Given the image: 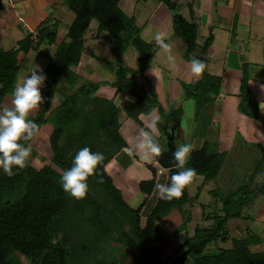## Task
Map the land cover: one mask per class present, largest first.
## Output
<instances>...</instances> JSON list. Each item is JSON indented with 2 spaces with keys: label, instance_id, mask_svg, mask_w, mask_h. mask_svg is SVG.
Returning <instances> with one entry per match:
<instances>
[{
  "label": "trees",
  "instance_id": "trees-1",
  "mask_svg": "<svg viewBox=\"0 0 264 264\" xmlns=\"http://www.w3.org/2000/svg\"><path fill=\"white\" fill-rule=\"evenodd\" d=\"M159 1H164L170 10L176 9L170 0ZM119 3L120 0H64L74 18L43 71L46 74V99L39 112L29 117L37 128L25 142L31 143L44 125L51 124L48 141L52 157L50 163L38 169L31 164L35 155L32 150L26 166L16 174L7 176L0 171V264H22V259L29 264H124L121 254L125 253L132 254L137 264H264V252L251 250L252 246L262 242L261 237L249 231L233 239L231 247L220 246L214 252L209 251L213 244H226L230 240L226 225L230 219L241 217L240 212H236L241 207L239 198L242 197L238 191L245 185L230 189L226 194L219 188L211 190L213 198L219 199L222 205L220 213H204L202 217L213 222L196 227L193 236L184 241L177 240V249L163 258L161 245L168 237L181 235L191 221V213L186 209L191 203L188 185L179 198L164 200L157 196L144 213L151 205L157 184L156 168L147 164L152 177L138 182V191L144 198L137 207L126 201L124 191L106 168V158L117 149L129 151L138 158L121 131V112L138 122L140 115H150L155 110L157 102L154 92L135 90L134 71L127 77V69L120 67L112 82H94L76 71L92 21H96L97 26L90 33L91 38L105 39L111 44V52L118 56L135 48L140 73L150 66L156 44L140 36L135 20L123 12ZM189 8L190 19L177 13L172 17L173 36L182 40L188 60L193 55L205 56L212 42L208 38L203 46L198 44L199 26L192 5ZM57 27L53 17L52 21L48 17L38 26L35 42L32 33L27 32L16 47L5 50L0 46V105L17 83L22 62L19 54L26 55L31 50L54 45L59 35ZM199 58L205 64L202 79L196 82V89L187 97L196 102L197 110L217 99L222 84V80L212 79L207 74V57ZM61 82L68 85L69 95L58 89ZM107 83L114 86L115 93L125 91L135 100H125L120 106L113 97L103 96L99 90ZM59 92L63 97L53 107ZM181 114L183 110L172 116L179 119ZM253 115L259 117L257 108ZM84 146L102 152L104 160L88 177L86 196L75 199L62 190L59 178L63 170L71 166L75 152ZM225 157V151H219L215 143L205 140L200 148L191 151L184 166L194 168V177L201 176L203 184H209L218 178ZM178 170V167L168 169L165 183ZM202 186L198 187L196 199ZM247 193L246 196L250 195ZM175 210L181 213L182 222L173 234L166 236L160 221Z\"/></svg>",
  "mask_w": 264,
  "mask_h": 264
},
{
  "label": "rangeland",
  "instance_id": "rangeland-1",
  "mask_svg": "<svg viewBox=\"0 0 264 264\" xmlns=\"http://www.w3.org/2000/svg\"><path fill=\"white\" fill-rule=\"evenodd\" d=\"M170 1L175 5V10H170L164 1L159 0H120L119 6L127 16L135 20L137 27L140 29V36L145 41L154 42L151 40V36L155 31H160L165 34V36L168 38V42L170 43L169 52L176 60L175 70L168 69V53L162 49H159L156 45L155 52L150 56V67H148L144 72L140 73L138 66V52L135 50V48L131 47L124 55L118 56L116 53L111 52V44L108 41L105 39H94L89 36L90 33L96 29V21L91 22L90 29L85 36L87 38L85 43V51L82 55V62L78 66V71L82 76H84V78L91 77V73L94 71L92 76L94 82L102 80L110 81L108 79H115L116 71L122 67L127 69V77H130L131 72H135V81L137 84L136 87H134L135 90L144 91L145 93L150 91L154 92L153 95L157 102L155 104V110L150 115L139 116L138 122L130 119L125 120L126 116H121L123 121L121 131L125 139L134 149V143L139 131L149 122L151 117L155 115H159L161 120L164 121L159 125L160 127L158 126V138L164 139V136L162 137L164 127L163 125L167 120H170V122L175 120L176 115L172 116L173 113H177V111L183 109L185 116H187L191 111H193L194 105H196V102H194L193 99H188L187 97L190 91H194L196 89V82L201 80L202 77L201 75L198 77L191 75L189 71V60L186 58L184 44L180 38L173 36L172 29V17L174 14H181L190 19L189 5H192V9H194L198 15L196 18L198 20V24L200 25L198 44L203 46L208 38L212 39L211 44L206 50V55H200L202 57H207L208 59L206 64L207 74L211 76L212 79H219L220 81H223L222 89L225 93H240L248 95L249 97H252L255 103L258 102L259 111H257L259 112V117L253 115L252 118L258 121L262 131H264V72L263 69H261V66H263L261 63H263L264 58L262 57V60L256 61L255 59H252L251 56H249L247 61L242 62L240 55H238L234 49L236 48L235 44L243 42V38L245 37L244 35L248 36V32L244 31L242 28L235 30V32H228L229 22L225 21V19L221 18L217 13V5L220 6L222 3L220 0H190L189 2H187L188 0ZM184 2L189 3L187 4V7L182 5ZM65 10V13L61 12L60 16H58L61 18V28L58 17L56 15L53 16L56 18H53L54 22L58 24L57 28L59 35L57 36L54 45H45L48 52V55H44L43 57V59L47 60V62H45V67L52 57V54L56 51V48L64 39L67 32L66 29L69 26L68 22L74 17L67 7ZM47 11V15L51 17L52 21V9L48 8ZM257 25L258 27L263 28L261 23L258 24L254 21L253 28L255 29ZM33 40L35 42V37H33ZM1 43L2 44H0V46L5 50H10L16 47V44H14V38L6 37L1 41ZM213 43L214 47H212ZM36 52H38V50H36ZM251 54L253 56L255 53L252 52ZM97 58H101L103 61L101 60L99 62ZM26 60L28 61V59ZM27 61H25L23 65H25ZM89 62L90 65L93 66V69L91 72L86 70L88 71V74H86L83 68ZM250 62H258L260 65L255 67V64ZM98 64L99 66L96 67ZM26 68L27 67H25V71ZM42 70H45V68ZM27 74H29V72H27ZM174 82H177L180 85L178 92H176L174 89ZM203 86H205V84H203ZM46 87L47 86L44 81V85L41 88V94L45 99L47 90ZM58 89L64 94L66 93L69 95L71 93L68 85L64 82L58 86ZM61 92L57 93L55 96L53 107H55L62 99L63 96L60 94ZM115 92L116 89L114 86H111L110 83L102 86L99 90V93L105 97H113V99L115 97V102L118 104L122 102L121 99L123 100V98H128L127 100L132 99V97L125 91L119 92L118 94H115ZM187 101H190L191 104L186 107L185 103ZM44 102L38 105L37 108L33 109L30 112L29 117L35 116L42 108L41 106H43ZM8 105L11 106V104ZM196 113L197 115L193 118L196 120L195 123L198 124L196 132L198 135H203L207 130L206 126L211 117H209L210 115L200 107L198 110L196 109ZM203 121H206V124ZM51 128V124L49 123L44 125L37 132L30 143L32 145V150L35 151V155L31 159V164L38 169H40L44 164L50 163V158L52 157L48 141L49 135L52 131ZM183 138L188 140L185 132ZM243 139H245V137H243ZM189 143L193 144V149H198L197 147H201V145L195 144L194 141ZM236 144L240 150H243L242 143L240 146H238V143ZM258 147L260 148H258V151H256L259 154L262 151L264 152V148H262L260 145ZM246 149L243 150L244 152L242 153L239 152L240 158H244L243 154L245 153ZM120 150L117 149L113 151L110 156L106 158V165L108 167L109 173L124 191V198L126 201L131 206L137 207L144 198V195L138 191V182L140 180L149 179L152 176V171L147 166V163L154 164L156 167L157 183H165L169 171L168 169H164L159 164H157L155 159L145 160L139 155V159H135L130 153L123 150V155H126H124L123 160H119V165L114 166L113 172L110 170L111 165L108 161L116 156ZM237 159L238 157L236 160ZM259 160L260 157H258L257 162L251 166L253 169L254 167L258 168L257 166H259ZM239 165L244 166L246 165V162H242L240 159L239 163H236L235 166L231 165L230 168L234 169L232 173H236V181L222 183L219 181H210L209 184H203V177H193L191 182L188 184L189 194L191 195V203L190 205L186 206V209L191 213V221L187 223L185 228L186 231L182 232L181 235L180 233H177L176 236L168 237L164 244L161 245L163 258L169 257L171 253L177 249V240L184 241L187 237L193 236L196 227H204L213 222L204 219V217H202L204 213H220V208L222 205L219 199L213 198L211 190L219 188L222 193L226 194L230 191V189L235 190L239 186L243 185L245 186H243L238 191L239 194L242 195V197L239 198V204H241V207L236 210V212H240L241 217H237L228 221L226 225L229 231L228 233H230V240L227 241L226 244L223 242H219L217 245L213 244L209 251L214 252L217 249L216 247L220 246L225 248L231 247V242L233 239L242 237L247 231H249L252 234L260 235L262 240L259 245H254V247H252L253 252H264V190L255 194V188H253L256 184L260 185L259 187L264 185V173H260L259 170H256L255 168L254 171L250 170V173L247 174L239 169ZM239 173L241 176L238 177ZM231 184H233V187L235 188H230ZM201 186L202 188L200 190L199 198L196 199L195 196L198 193V187L200 188ZM247 192H250V195L246 196V194H248ZM156 197L157 195L155 188L154 194L150 199L151 205L146 207L144 213L150 209L152 204L155 202ZM251 197L253 199H251ZM181 222L182 215L179 211L175 210L162 219L160 221V225L162 227L163 233L168 236L169 234H173ZM175 237H177V239ZM111 246L115 247L113 244ZM121 260L124 264H137L132 254L129 253H125L124 255L121 254ZM22 264H29V262L22 259Z\"/></svg>",
  "mask_w": 264,
  "mask_h": 264
},
{
  "label": "crops",
  "instance_id": "crops-1",
  "mask_svg": "<svg viewBox=\"0 0 264 264\" xmlns=\"http://www.w3.org/2000/svg\"><path fill=\"white\" fill-rule=\"evenodd\" d=\"M189 1L190 0H188L187 2ZM220 1L223 4L221 3L220 6L217 5V13L221 18H224L225 21L229 22L228 32H233V31L235 32V30L240 28L248 32V36L244 35L245 37L243 38V42L239 44H235L236 48H234L235 51L238 53V55H240L241 61L242 62L247 61L249 56H251V58L255 59L256 61L262 60L261 58L262 57L264 58V0H220ZM187 2H184L182 5L187 7V4H189ZM48 8L52 9V17L54 15L58 17L60 16L61 12L64 13L66 12L65 10L66 6L64 5V0H0L1 41L4 40L6 37L14 38V44L17 45L18 41L23 39L27 32L32 33V39H33V37H35L36 35L37 28L40 25V23L46 20L48 17L51 18L49 15H47ZM194 14L196 19L198 15L195 11ZM58 19L61 28L62 26V24L60 23L61 18L58 17ZM72 21L73 19L70 20L68 24H70ZM196 21L198 20L196 19ZM254 21L258 24L261 23L263 28H260L257 25V27L254 29L253 28ZM198 26L200 27L199 24ZM1 41L0 44H2ZM212 47H214V43ZM252 52L255 53L253 54V56L251 54ZM44 55H48V52L46 48L43 49L42 47L41 49H38V52H36V50H31L26 55L21 52L19 54V59L22 61L21 70L18 74L17 82L21 81L23 77L27 75V72H29V70L35 66V64L39 65L40 69L41 68L44 69L46 65L45 62H47V60L43 59ZM26 59H28V61ZM25 61L27 62L25 65H23ZM250 63H254L255 67L257 65H260V63L258 62H250ZM261 64L263 65L261 66V69H263L264 72V61ZM98 66L99 64L96 67ZM25 67H27L26 71H25ZM78 69L79 67L77 68L76 71L80 74ZM92 69L93 66L90 65V62L86 64V66L83 68L86 74H88L87 73L88 71L91 72ZM91 74L93 76L94 71H92ZM92 76L91 77L87 76V77L93 80ZM108 80H110L109 82H112L114 79H108ZM61 84H63V82H61L59 85ZM174 84H175L174 89L176 92H178L180 89V85L177 82L176 83L174 82ZM222 88H223V81L217 99L214 100L213 102L207 103L202 108L203 110H205V112H207L210 115L209 117H211L210 121L207 123L206 126L207 130L204 132L203 135H198L196 132V128H198V124L195 123L196 120L193 119L194 116L197 115L195 105L193 111H191L189 115L185 116V113L183 111V114L179 116V119L175 118L173 123L167 120L166 123L163 125L164 127H163V135H162L163 137L164 131H170L171 127L174 124L178 123V125L175 128L174 139L179 138L182 142L194 141L195 144H199L201 146L203 145L205 140H208L210 142L215 143L216 146H218L219 151H225L226 157L223 163L224 166L222 165L219 176L216 179V181H219L220 183L236 181L235 180L236 173H232L234 169L233 168L230 169V168L231 165L235 166L236 163H239L240 159L242 160V162L245 161L246 165L244 166L239 165V169H241L242 172L249 174L250 170L251 171L255 170L256 167H254L253 169L251 166L254 165L257 162V158L260 157L258 163L259 164L258 170L260 173L261 172L264 173V152L262 151L260 154L257 152L258 148H260L258 147L259 145L262 148H264V131H262L258 121L252 118L256 108L257 110L259 109V104L258 102L254 103L252 97H249L248 95H244L240 93H225ZM131 97L132 99L129 100L134 101L135 100L134 97L133 96ZM9 99H12L11 94L6 95V97L2 101V104L3 105L11 104V100ZM127 99L123 98V100L121 99L122 102L117 104L121 106L123 105V102ZM114 101H115V97H114ZM190 104H191L190 101H187L185 103L186 107L189 106ZM124 115L125 113L121 112L120 119L121 116ZM126 119L129 120L127 117L125 118V120ZM203 122H205L206 124V121ZM184 132L186 133L188 140L183 138ZM243 137H245V139H243ZM236 143L239 144L238 146H240V144L242 143L243 146L242 145L241 146L243 150L247 148L245 153L243 154L244 158H240L239 152L242 153L244 151L240 150V148L237 147ZM127 152L131 154V152L129 151ZM122 155H123V150H120V152L116 156H114L113 158H111V160L108 161L111 165L110 170L113 171L114 166L119 165V160H123L124 155L126 154H124L123 156ZM237 157L238 159L236 160ZM155 162L158 164L156 159ZM147 164H150L153 167H155L154 164L151 163H147ZM239 176H241L240 173L238 174V177ZM259 186L260 185L256 184L254 185L253 188H258ZM230 188H235V187H233V184H231Z\"/></svg>",
  "mask_w": 264,
  "mask_h": 264
},
{
  "label": "clouds",
  "instance_id": "clouds-1",
  "mask_svg": "<svg viewBox=\"0 0 264 264\" xmlns=\"http://www.w3.org/2000/svg\"><path fill=\"white\" fill-rule=\"evenodd\" d=\"M151 40L159 49L168 53L167 67L169 70H175L176 60L169 52L170 43L165 34L155 31ZM188 63L192 76L198 77L205 69V64L196 55H193ZM45 79L46 74L39 65L35 64L29 70V74L14 84L11 92V106L0 105V171L7 176H12L23 169L31 155L32 145L25 142L34 135L37 125L28 117L33 109L44 102L41 88ZM163 122L159 115L152 116L139 131L134 149L142 159H156L162 152L169 151L167 138H158V126ZM193 147V144L182 142L179 138L173 140L170 162L179 170L171 174L167 183L155 185L156 195L160 199L179 198L185 186L193 179L195 169L184 166ZM130 151H132L131 148ZM103 160L102 152L92 151L88 146L79 148L72 157L71 166L64 169L60 175L59 184L62 190L75 199L84 198L89 188L88 177L97 171V165Z\"/></svg>",
  "mask_w": 264,
  "mask_h": 264
},
{
  "label": "water",
  "instance_id": "water-1",
  "mask_svg": "<svg viewBox=\"0 0 264 264\" xmlns=\"http://www.w3.org/2000/svg\"><path fill=\"white\" fill-rule=\"evenodd\" d=\"M197 57H202L200 55H197ZM178 125V123L174 124L170 131H164V139L167 138V142H168V146H169V151L167 153H164L162 152L161 155L159 157H156V161L158 162V164L164 168V169H171V168H174V167H177L176 165H172L171 164V149L173 147V140H174V134H175V128L176 126ZM264 190V185L257 188L255 190V194L261 192ZM251 199H253L251 197Z\"/></svg>",
  "mask_w": 264,
  "mask_h": 264
}]
</instances>
